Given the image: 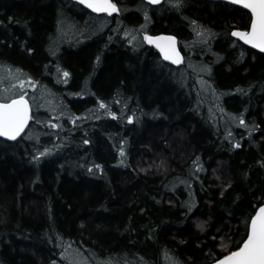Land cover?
Instances as JSON below:
<instances>
[{
  "label": "trees",
  "instance_id": "16d2710c",
  "mask_svg": "<svg viewBox=\"0 0 264 264\" xmlns=\"http://www.w3.org/2000/svg\"><path fill=\"white\" fill-rule=\"evenodd\" d=\"M113 1L0 0V100L32 108L0 138V264L211 263L264 203V53L231 34L250 13ZM161 33L182 64L143 39Z\"/></svg>",
  "mask_w": 264,
  "mask_h": 264
},
{
  "label": "snow or ice",
  "instance_id": "6c2138e0",
  "mask_svg": "<svg viewBox=\"0 0 264 264\" xmlns=\"http://www.w3.org/2000/svg\"><path fill=\"white\" fill-rule=\"evenodd\" d=\"M79 2L86 4L88 8L96 13L111 15L113 12L120 11L113 0H79ZM231 2L242 4L243 7L250 9L252 14L251 30L234 31L232 35L239 37L246 44L264 51V0H231ZM148 3L158 4L160 0H148ZM173 6L178 8L180 0H176ZM145 19H148L146 13ZM144 39L149 43L155 44L163 53L165 60L176 64L182 62L183 58L175 46V37L145 35ZM68 75L67 72L64 73L65 77ZM100 107L104 108L107 106L101 103ZM31 118L29 102L24 95L13 98L10 102H0V136L15 140L24 131ZM240 123L244 124L242 118H240ZM235 146L240 147L239 144ZM41 155H44V153H41ZM121 155H124L123 151H121ZM198 169L203 171L200 166H198ZM189 211H191V208H189ZM200 227L203 230V226L201 225ZM221 247L225 248L227 245H221ZM217 264H264V206L260 207L256 215L251 218L250 232L247 235V239L242 242V246L218 260Z\"/></svg>",
  "mask_w": 264,
  "mask_h": 264
},
{
  "label": "water",
  "instance_id": "95a60500",
  "mask_svg": "<svg viewBox=\"0 0 264 264\" xmlns=\"http://www.w3.org/2000/svg\"><path fill=\"white\" fill-rule=\"evenodd\" d=\"M74 2H77L78 4H80L81 6H83L84 8H86L87 10H89L90 12H92V13H94V14H96V15H109V14H107V13H96V12H94L92 9H90V8H88L87 6H86V4H81L80 2H79V0H73ZM142 1H144V2H146V3H148V0H142ZM163 1L164 0H160V3H158V4H150V3H148V4H150V5H152V6H159V5H161L162 3H163ZM214 1H224V2H228V3H231V4H233V5H236V6H239V7H241V8H243V9H245V10H247L249 13H250V15H251V19H252V14H251V10L250 9H248V8H245V7H243V5L242 4H235V3H232L231 2V0H214ZM114 2V1H113ZM115 3V2H114ZM117 5V4H116ZM118 7V6H117ZM117 12H113L111 15H109V16H114L115 14H116ZM251 30V22H250V25H249V28L248 29H233L232 30V32H234V31H250ZM232 34V33H231ZM148 36H152V37H158V36H170V37H175V46H176V49L178 50V52H179V54H180V56L183 58L182 59V62H183V60H184V55H183V52H182V50H181V48H180V46H179V43H178V39H177V37L175 36V35H172V34H166V33H161V34H155V35H152V34H147ZM233 36V35H232ZM233 37H235L236 39H238L239 41H241L242 43H244L245 45H247L248 47H250V48H252V49H254V50H256V51H258V52H261V53H264V51H261L260 49H258V48H255V47H253L252 45H250V44H246L243 40H241L239 37H236V36H233ZM145 42L148 44V45H151V46H153V47H155L160 53H161V55L163 56V53L160 51V49L159 48H157L156 47V45L155 44H152V43H149L146 39H145ZM165 60V59H164ZM165 61H167L168 63H170V64H172V65H174V66H178V65H180V64H182V62L181 63H179V64H176V63H173L172 61H169V60H165ZM16 98H18V97H16ZM25 99H27L26 97H25ZM28 100V99H27ZM0 102H10V100L9 101H1L0 100ZM28 102H29V100H28ZM29 106H30V115L32 116V108H31V104H30V102H29ZM30 121H31V119L28 121V124H27V126L25 127V129H24V131L15 139V140H11V139H9V138H7V137H3V136H0V138L1 139H3V140H5V141H8V142H14V141H17L19 138H21L24 134H25V132L27 131V129H28V126H29V124H30ZM262 206H264V203H262L260 206H258L257 207V209H256V211H255V213L252 215V217H254L255 215H256V213L259 211V209H260V207H262ZM251 217V218H252ZM250 224H251V219H250V221H249V224H248V233L250 232ZM248 233H247V235H248ZM247 239V236H246V238L244 239V240H246ZM242 246V243H241V245L239 246V247H241ZM238 247V248H239ZM238 248L237 249H235V250H232V251H236V250H238ZM231 251V252H232ZM230 253V252H229ZM228 253V254H229ZM228 254H225V255H228ZM224 255V256H225ZM223 256V257H224ZM223 257H221L220 259H222ZM220 259H218V260H220ZM218 260H216V261H214V262H211V263H206V264H217V261Z\"/></svg>",
  "mask_w": 264,
  "mask_h": 264
},
{
  "label": "rangeland",
  "instance_id": "374dc122",
  "mask_svg": "<svg viewBox=\"0 0 264 264\" xmlns=\"http://www.w3.org/2000/svg\"><path fill=\"white\" fill-rule=\"evenodd\" d=\"M147 35V34H146ZM145 37V36H144ZM143 37V39H144ZM138 42H140L139 40H137ZM14 94L12 92H5L3 93V95L1 96L3 99H7L12 97ZM63 255V254H62ZM63 258H66L65 255H63ZM85 258V257H84ZM67 259V258H66ZM85 260L87 261V259L85 258ZM68 261L71 262L70 264H83V258L80 256V254L75 253V252H71L70 254H68ZM59 264H66L63 261L60 262Z\"/></svg>",
  "mask_w": 264,
  "mask_h": 264
}]
</instances>
